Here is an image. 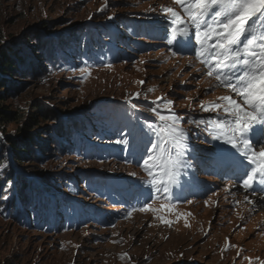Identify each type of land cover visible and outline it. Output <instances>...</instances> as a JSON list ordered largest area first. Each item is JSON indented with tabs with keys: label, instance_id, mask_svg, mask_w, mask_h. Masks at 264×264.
Masks as SVG:
<instances>
[{
	"label": "rangeland",
	"instance_id": "374dc122",
	"mask_svg": "<svg viewBox=\"0 0 264 264\" xmlns=\"http://www.w3.org/2000/svg\"><path fill=\"white\" fill-rule=\"evenodd\" d=\"M164 7L183 15L174 0H0L4 43L22 57L4 106L43 112L23 162L0 158V264L264 262V198L228 173L247 159L198 123L221 118L201 102L240 99L198 46L168 43ZM169 100L187 136L171 211L142 166ZM21 124L5 123V144Z\"/></svg>",
	"mask_w": 264,
	"mask_h": 264
},
{
	"label": "snow or ice",
	"instance_id": "6c2138e0",
	"mask_svg": "<svg viewBox=\"0 0 264 264\" xmlns=\"http://www.w3.org/2000/svg\"><path fill=\"white\" fill-rule=\"evenodd\" d=\"M174 3L181 7L183 15L173 7L163 8L174 25L168 43L175 44L178 51L198 46L196 56L208 66L207 76H214L218 86L229 89L240 99L238 102L233 95H226L218 98L223 103L201 102L204 111L216 112L221 118L198 123L210 126L209 135L213 139H224L256 166L244 174L245 190L252 189L254 182L264 184V0H174ZM172 104L169 100L164 105L166 114L153 109L161 123L153 129L156 140L150 141L151 152L142 161L156 191L169 200V204L161 206L169 211L170 189L179 182L182 157L187 150V136L180 117L171 110ZM139 211L158 209L147 204Z\"/></svg>",
	"mask_w": 264,
	"mask_h": 264
},
{
	"label": "trees",
	"instance_id": "16d2710c",
	"mask_svg": "<svg viewBox=\"0 0 264 264\" xmlns=\"http://www.w3.org/2000/svg\"><path fill=\"white\" fill-rule=\"evenodd\" d=\"M3 33L0 30V133L2 135L5 134V123L9 120L12 121L13 124L22 123L20 127V135H17L15 138L7 136V143L0 137V158L4 153V150L8 148V151H11V157L14 158L15 162L20 165L23 162L22 157L27 153L23 152V149H30L31 144H35V140L39 137L36 135L37 130L40 129L39 124V116L43 112L41 111V107L32 108V112H28L25 116V120H23V116L21 117L15 112H10L4 106V102L9 95L7 89L9 85L7 81H12L11 78L15 75L17 70H19L20 63L22 62V57L20 53L14 49L15 45L13 42L4 43ZM21 52V51H20ZM11 77V78H10ZM48 110L47 118H51V112ZM36 133V134H35ZM2 160H0V166L3 165ZM16 175V173H15ZM11 173H6L3 176L8 180H11ZM12 181L8 182L11 183Z\"/></svg>",
	"mask_w": 264,
	"mask_h": 264
}]
</instances>
